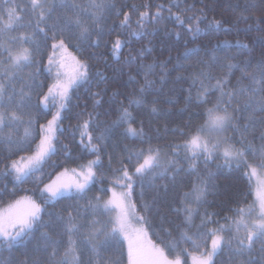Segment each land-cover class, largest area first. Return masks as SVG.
<instances>
[{
	"label": "trees",
	"instance_id": "1",
	"mask_svg": "<svg viewBox=\"0 0 264 264\" xmlns=\"http://www.w3.org/2000/svg\"><path fill=\"white\" fill-rule=\"evenodd\" d=\"M50 2L57 5L55 15L63 17L65 10L59 7L60 0H50ZM103 2L114 7L105 10L101 23L90 27L86 39H76L73 35L69 40L68 33H65L67 52L57 51L53 57L54 60L59 61L63 55L62 62L65 67L60 71L67 75L73 72V56L86 62L89 65L90 80L73 86L69 92L70 99L67 106L60 111V125L55 139L56 151L46 159L42 171L26 181L15 180L13 173L6 166L35 152L42 137V126L50 121L58 110V104L49 103L44 107L42 102V97L47 94L48 88L57 82L55 69L52 72L47 71L48 57L53 54L51 46L56 43L51 39L52 33L48 32L47 37L37 33L38 48H34L33 65L12 76L0 73L1 82L5 85L11 82L17 93L22 87L26 92L31 93L30 108L17 109L14 104L10 106L18 116H22V120L11 123L0 132V209L22 196L32 197L45 209L41 215L42 225L33 230L32 236L26 243L14 245L11 249L0 246V261H3V264H23L25 259L38 260L41 264H46L47 254L43 251L46 242L41 236L44 232L61 241L59 253L63 254L67 245L63 224L56 220L55 215L50 217L47 213H59L66 218L68 211H72V214L77 216L76 210H78L76 223L81 226V233L87 231V226L93 220L100 219L103 224H108L109 214L93 215L87 205L89 201L95 202L94 197H101L102 201L110 197L113 188L117 192L122 191L113 183L115 170L120 168L121 160L127 165L130 173L134 172L135 166V159L131 162L128 160L129 152L125 146L128 149H144L145 153L149 147L161 149L163 155L161 168H158L155 174H146L142 183L136 176L133 177L136 182L133 184L129 201L135 206V223L144 229L151 240L164 248L168 258L175 259L179 252L184 264H190L191 256L184 254L183 249H187L192 255H200L205 247L210 249L209 231L220 224H229L230 221L225 218L234 217L237 207L250 205L256 200L254 183L251 177L246 175L250 168L242 161L237 167V162L226 163L221 154H215L208 160H205L203 154H199L197 159L192 160L191 152H186L183 144L204 123L206 120L204 109L211 107V102H214L219 95L209 85L207 99L210 103L204 104L196 100L200 84H193L191 75L202 67L199 62L207 61L212 64L213 73L221 75L223 74L220 68L222 59L213 61V53L218 58L235 55L234 62L252 58L255 63L261 58L264 41L260 37L264 36V32L256 30L254 19L255 16H261L260 0H179L180 9L194 5L197 12L200 9L204 10L208 21L213 18L222 21L219 30L208 27L207 22L201 23L200 27L204 31L195 38L185 26L170 18L166 10L162 11L163 19L159 23L147 25L146 31L151 35L139 37L132 35L137 27L135 21L138 19V12L147 10L150 14H154L157 5L167 6L171 0H103ZM30 3L31 0H14V4L27 8L26 11L19 13L23 18L21 24L24 26L11 31L18 36L32 31L27 27L28 21L35 19ZM76 3L89 8V0H76ZM144 5H148V8L146 9ZM245 8L248 9L245 12L247 19L239 15V12ZM180 9L173 7L172 12L176 13ZM3 11L4 6L0 5V12ZM92 11L94 9L89 8V13ZM117 11L120 15L116 14ZM124 13H129L131 16L130 28L120 26ZM188 15L191 13L181 12L186 24ZM81 18L91 25L89 14L82 13ZM249 25H252L251 30H248ZM260 27L264 28V24ZM72 31L75 33L76 29L73 28ZM6 34L0 33V42L4 41ZM117 39L121 41L119 59L113 54L112 49ZM237 40L248 44L251 53L238 47ZM225 41L229 43L225 44ZM26 47L33 48V45L26 44ZM140 49H146L143 56L139 55ZM186 50L194 51L186 55ZM2 52L3 49L0 48V53ZM130 54L136 57L133 63L128 62L131 59ZM0 60L7 61L6 55L0 56ZM140 64L154 65L152 74L149 75L154 85L145 92L143 96L145 103L139 106L129 105L125 97L131 96L134 92L138 95V89L144 83V70ZM98 71L104 73V80L96 74ZM29 73H35L34 77L30 79ZM130 76L135 77V80H131ZM238 77L240 71L233 69L228 77L230 84L234 86ZM64 78L65 76L62 75L61 79ZM211 84H215V81L213 80ZM244 84L247 85L248 81L245 80ZM189 88L192 90L191 102L188 101ZM7 90L11 92L12 88ZM95 93L100 95L95 96ZM113 93L116 95L113 96ZM19 99L17 95L15 100L19 101ZM97 99L101 101L99 105H95ZM153 100L156 101L154 105L157 108L156 112L151 111ZM121 102L132 113L131 126L137 130L143 127V137L128 133L127 122L113 126V121L119 116ZM27 113L31 114L33 121L31 125L28 123ZM261 115L259 112L256 113L257 117ZM85 121H88L87 133L91 134L92 143L99 148L100 163L94 166L99 179L90 185L86 196L65 195L45 204L46 194L41 195L45 185L55 180L65 169L71 172L72 169L79 171L89 161L96 159L97 154L80 143L81 133L85 131L82 127ZM25 129L30 132L27 140H25ZM260 131L261 127L257 124L256 128L247 135V140L258 146L261 143ZM101 133L106 134L104 139L99 140L97 137ZM8 135L11 136L12 144L4 139ZM227 135L232 137L234 142L239 140L238 133L229 131ZM83 139L87 144V134ZM176 145L181 147L177 149ZM237 146L239 147V144ZM248 162L255 165L257 160L249 155ZM193 163L195 168L190 167ZM200 178L208 182L207 194L200 202L194 198L185 200L184 193L191 192ZM185 205L191 210L190 222L186 220L188 213L184 211ZM141 216L144 217L142 223L137 219ZM208 218L213 222H206L201 228L202 220L207 221ZM198 230L204 233L197 240V244L200 245L199 250L191 241L182 238V233L187 232L195 239ZM259 248L260 245L257 243L251 253L253 264H264ZM78 251L80 264H89L92 254L83 247ZM102 254L107 258L118 259L120 264L128 262L127 248L122 238L117 247L102 250ZM241 259L246 260L247 256L235 257L225 249L215 257L214 264H239Z\"/></svg>",
	"mask_w": 264,
	"mask_h": 264
},
{
	"label": "snow or ice",
	"instance_id": "2",
	"mask_svg": "<svg viewBox=\"0 0 264 264\" xmlns=\"http://www.w3.org/2000/svg\"><path fill=\"white\" fill-rule=\"evenodd\" d=\"M260 3L261 16H255L254 19L256 30L264 32V28L260 27L264 24V0H260ZM0 5L4 6V11L0 12V33H8L14 31L17 27L24 26L21 24L23 18L19 13L26 11L27 8L14 4V0H0ZM56 7L57 5L51 3L50 0H31L30 8L32 13H34L35 19L29 20L27 27L31 28L32 31L20 36H12L9 38V42H0V48L3 49L0 56L6 55L7 57V61L0 60V64L7 63L8 70L4 72V75L12 76L33 65L34 48H38L37 33L47 37L48 32H51V39L56 41L51 46L53 54L48 57L49 67L47 71L52 72L55 69L57 82L48 88L47 94L42 97V102L44 107H47L49 103L58 104V111L52 120L48 121L46 126H42L45 135L37 146L36 152L32 156L21 157V161H26L23 164L12 161L11 165L6 166L17 181H26L42 171V165L46 159L50 158L56 151V146L52 141L55 139V130L60 111L67 106L70 99L69 92L73 86L89 82L90 80L89 65L86 62H82L73 56V72L71 75H67L66 73L62 74L60 71V69L65 67L62 62L64 59L63 55H61L59 61L54 60L53 57L57 51L66 53L68 50V46L65 43V33H68L67 38L69 40L72 39L73 35H75L76 39H86L90 27L98 26L103 19L105 10L114 6L108 5L103 0L99 3L97 0H89V8L94 9V11L89 13V8L76 3V0H60L59 7L65 10L63 17L55 15ZM133 7L135 8V6ZM144 7L147 9L148 5H144ZM173 7L180 9L179 0H171V3L167 6L164 4L157 5L154 14H150L147 10L138 12V19L135 21L137 27L132 32V35L138 37L151 35L150 32L146 31L147 25L159 23L163 19L162 11L164 10L168 11L170 18H174L181 26H185L193 38L204 31L200 27L201 23L207 22L208 27L217 30L222 27L221 20L213 18L208 21L204 10L200 9L197 12L194 5H188L176 13L172 12ZM247 11L248 9L245 8L239 12V15L247 19L245 16ZM181 12L191 13V15L187 16V24L185 19L182 18ZM82 13L89 14L91 25L81 18ZM116 14L120 15V12L117 11ZM61 21L63 22L61 23ZM131 23L130 14L124 13L120 26L122 28H130ZM73 28L76 29L75 33L72 31ZM251 28L252 25H249L248 30H251ZM177 36H179V33H177ZM260 39L264 41V36H261ZM224 43L228 44L229 42L225 41ZM16 44H19V47H15ZM26 44L33 45V48L25 47L24 45ZM236 44L241 49L248 50L249 54L251 53L248 44L239 40L236 41ZM120 48L121 41L117 39L112 45L113 54L116 55L117 59H119ZM145 51L146 49H140L139 55L143 56ZM192 51L194 50H186V55ZM212 59L213 61L222 59L220 68L223 74H214L212 64L207 61H200L199 63L202 67L192 73L191 79L193 84H200V89L196 93V100L204 104L210 103L207 99L209 85L219 95L216 96L214 102H211V107L204 109L206 120L195 130V134L190 135L189 139L184 141L183 148L186 152H191L192 160L197 159L199 154H203L205 160H208L214 154L221 153L226 163L235 161L237 162L236 166L239 167V162L242 161L245 166L251 169L250 173H246L250 178L251 175H255L257 168L264 169V52H262L261 58L255 63H253L252 58L234 62L236 61L235 55L218 58L215 53H213ZM135 61L136 57L131 56L128 62L133 63ZM140 67L144 70V83L140 85L138 95L134 92L131 96L125 97L129 105L139 106L145 103L143 96L154 85V81L149 79L154 65L140 64ZM233 69L240 71V77L237 78L234 86L230 84L228 79ZM96 74L101 80L105 79L103 72L98 71ZM34 75L35 73L28 74L30 79ZM62 75L65 76L64 79H61ZM129 78L135 80V77L130 76ZM213 80L215 84H211ZM245 80L248 81L247 85L244 84ZM206 81L208 82L207 84ZM8 88H12V91L9 92ZM188 92V101L191 102V88L188 89ZM17 95L20 97L19 101L15 100ZM94 95L99 96L100 94L95 93ZM115 95L116 93H113V96ZM30 101L31 93L26 92L23 87L17 93L11 82L8 85L0 82V132L5 127H9L11 123H17L22 120V116H18L16 111L11 110L10 106L14 104L17 109L30 108ZM100 103L99 99L95 101V105ZM155 103L156 101L153 100L152 112L157 111L154 106ZM257 112L262 115L257 117ZM27 115H29L28 123L31 125L33 123L31 114L27 113ZM132 118L129 108L125 107L123 102H121L119 116L117 120L113 121V126L127 122L129 124L126 130L128 133L143 137V127L139 130L133 128L131 126ZM257 124L261 127L259 135L261 143L255 146L251 141L247 140V135L256 128ZM82 127L85 131L81 133L82 139L80 143L85 148L95 152L97 154L96 159L89 161L79 171L72 169L76 179L71 183L53 182L45 185L41 190L42 196L47 194L44 200L45 204L56 201L65 195L86 196L90 190V185L99 179L94 171V166L100 163L99 148L92 143L91 134L87 133L88 121H85ZM229 131L238 133L239 140L234 142L232 137L227 135ZM85 134H87V144H85L83 139ZM105 134L101 133L97 139H104ZM29 135V130L25 129V140H27ZM4 139L9 144L13 143L10 135L5 136ZM237 144H239V147ZM125 147L129 152L128 160L131 162L135 159V166L134 172L130 173L127 165L121 160L120 168L115 170L116 175L113 183L122 191L117 192L113 188L112 196L109 200L102 201V198L97 196L93 198L95 202L89 201L87 205L93 215L97 213L108 214L115 209H119L116 217L106 225L99 220H93L87 226V231L81 233V226L76 223L79 215L78 210H76L77 216H74L72 211H68L66 218L59 213H47L50 217L55 215L56 220L63 224L67 245L63 254L60 255L59 245L61 241L47 232L42 233V239L46 242L43 248V251L47 254L46 264H80L78 249L81 247L92 254L89 264H120L118 259L105 257L102 254V250L117 247L121 242V238L126 240L128 244V264H182L179 252L176 254L175 259L170 260L165 255L163 247H158L150 242L147 248L141 245L139 238L141 234H145L144 229H133L127 212L129 205L126 204V201L130 200L131 190L136 182L133 177L136 176L142 183L146 174H155L156 170L161 168V149L149 147L147 153H145L144 149L136 150ZM175 147L179 149L181 146L176 145ZM249 155L257 160L255 166L248 162ZM109 161L111 163V157H109ZM190 167L195 168V164H190ZM67 171L65 169V172ZM207 190V180L200 178L199 182L193 186L191 192L184 193V199L194 198L197 202H200L207 194ZM145 209H147V205H145ZM184 211L188 213L186 220L190 222L191 210L187 205L184 206ZM44 212L43 205L31 200L30 197H25L23 201L18 200L14 204H10L5 211L0 212V246L11 249L14 245L26 243L27 239L32 236L33 230L37 226L42 225L41 215ZM137 219L141 223L144 221L142 216ZM225 219L229 220L230 223L227 225L220 224L217 228L209 231L208 235L211 238L210 249L205 247V250L199 256L188 253L187 249L182 250L184 254L192 257V264H214V257H217L225 249L235 257L247 256V259H241L239 264H253L251 253L255 250L257 243L260 245L259 253L264 258V184H261L258 188L257 199L252 204L237 207L234 217H226ZM206 222L211 223L213 221L210 218L207 221L202 220L201 228L206 225ZM203 235L204 233L198 230L195 234V239L189 236L187 232L182 233V238L191 241L199 250L200 245L197 244V240ZM0 264H3V261H0ZM23 264H41V262L25 259Z\"/></svg>",
	"mask_w": 264,
	"mask_h": 264
},
{
	"label": "rangeland",
	"instance_id": "3",
	"mask_svg": "<svg viewBox=\"0 0 264 264\" xmlns=\"http://www.w3.org/2000/svg\"><path fill=\"white\" fill-rule=\"evenodd\" d=\"M12 36H18V35H16V34L13 33V32H8V33L5 35V37H4V41H3V42H9V38L12 37ZM24 46L26 47V45H24ZM15 47H19V44H16ZM6 70H8V64H7V63L0 64V73H3V74H4V72H5ZM0 82H1V80H0ZM57 111H58V110H56V113H57ZM56 113H55V115H56ZM60 116H61V114H60ZM51 120H52V119H51ZM59 120H60V117H59V119H58V121H57V125H56L55 139L57 138L58 128H59V125H60V124H59ZM47 123H48V122H47ZM47 123H46L44 126H46ZM44 135H45V132H44V129H43V133H42V137H41V139L44 137ZM41 139H40L38 145L40 144ZM55 139H53V141H52L53 144H55ZM36 150H37V148H36ZM36 150H35V152H36ZM35 152H33V153H31V154H28V155H26V156H24V157L26 158V157L32 156ZM216 154H221V153H216ZM214 155H215V154H214ZM221 155H222V154H221ZM16 161L19 162V163H21V164H23V163L26 162V161H21V159H18V160H16ZM162 161H163V155H162V153H161V161H160V162H162ZM252 165H253V164H252ZM253 166H255V165H253ZM250 172H251V169H249V173H250ZM250 177H251V179H252V181H253V183H254V187H255V198L257 199V190H258V188L261 186V184H264V169H259V168H257V171H256L255 175H251ZM58 178H59V180H58ZM74 179H76V177L74 176L73 172H71V171H67V172L63 171V172L59 173L58 176H57V178H56L55 180H53L52 182H50L49 184H52L53 182H57V183H71ZM43 188H44V187H43ZM43 188H42V189H43ZM118 192H119V191H118ZM46 195H47V194H46ZM111 196H112V195H111ZM111 196L105 198L103 201H107V200H109V199L111 198ZM25 197H30V196H22V197H20V198H18V199H16V200L10 202L9 204H7V205H5L4 207H2V208L0 209V212L5 211V210L8 208V206H9L10 204H14V203H15L16 201H18V200L23 201ZM30 198H31V200L35 201L32 197H30ZM35 202L38 203L37 201H35ZM126 204L129 205V207L127 208V212H128V216H129V220H130V222H131V226H132V228H133V229H141V228L135 223V220H134L135 206H134L132 203H130L129 200L126 201ZM118 212H119V209H115V210H113L112 212L108 213V214L110 215V220L114 219V218L116 217V215L118 214ZM98 220L101 221L100 219H98ZM101 222H102V221H101ZM144 233H145V234H141V235H140V238H139V243H140L141 245H143L145 248H147V247L149 246V242H150L151 244H154V245L160 247V245H158L157 243H155L153 240L150 239V237L147 235V233H146L145 231H144ZM122 239H123V238H122ZM123 240H124V239H123ZM124 242H125V244H126V248H127V251H128V244H127V241L124 240ZM196 256H199V255H196ZM168 259L172 260L171 258H168ZM214 259H215V257H214ZM181 261H182V264H184L183 259H181ZM127 264H128V262H127ZM190 264H192V257H191V259H190Z\"/></svg>",
	"mask_w": 264,
	"mask_h": 264
}]
</instances>
